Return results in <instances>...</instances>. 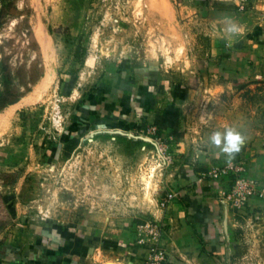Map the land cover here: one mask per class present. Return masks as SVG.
Masks as SVG:
<instances>
[{
	"label": "rangeland",
	"instance_id": "1",
	"mask_svg": "<svg viewBox=\"0 0 264 264\" xmlns=\"http://www.w3.org/2000/svg\"><path fill=\"white\" fill-rule=\"evenodd\" d=\"M239 1L0 0V96L4 87L21 95L0 109V220L10 215L0 241L33 226H72L97 206L121 219L144 207L123 224L133 232L162 219L151 209L169 191L172 139L143 120L128 128L137 118L115 114L121 105L107 94L116 83L135 85L136 71L151 80L152 91L142 86V93H157L164 108L184 105L189 121L223 116L214 109L229 103L232 121L264 127L263 89L205 99L204 89L215 84L209 43L218 37L207 23L226 32L227 19L242 22L249 7ZM229 162L243 161L223 165ZM139 194L145 204L126 206ZM255 199L245 209L225 203L220 233L201 264H264V204L253 208Z\"/></svg>",
	"mask_w": 264,
	"mask_h": 264
},
{
	"label": "crops",
	"instance_id": "2",
	"mask_svg": "<svg viewBox=\"0 0 264 264\" xmlns=\"http://www.w3.org/2000/svg\"><path fill=\"white\" fill-rule=\"evenodd\" d=\"M246 1L249 10L241 12L239 18L244 17L242 22L236 20L242 26L239 34L230 36L218 30L211 20L207 23L210 31L216 32L218 37L209 43V65L215 84L204 89L208 92L206 101L214 93L220 96L233 92L234 97H240L264 90V0ZM142 74L136 71L135 85L126 86V82H122L118 86L116 83L107 88V94L116 98L115 107L121 105L114 111L115 114L130 111L132 117L137 118V121H128V128L143 120L159 126L171 137L173 163L165 180L168 190L175 191L178 196L169 204L166 213L160 208L151 211L158 219L163 218L165 223L161 244L168 255L167 264H201V258L214 248L215 237L218 238L224 222L221 216L224 207L215 201L206 184L197 180L211 167L237 159L245 163L250 177L264 179V127L256 128L247 121H232L227 113L231 109L229 103L214 109L217 113H225L223 116L212 114L210 120L189 121L190 117L186 116L190 111L184 105L171 107L169 104L164 108L156 92L155 95L142 93L143 87H147L149 92L153 89L149 85L150 77L142 80ZM181 93L179 101L184 100ZM170 98L173 102V96ZM239 101H242L241 98ZM118 124L116 122V126ZM229 127L244 137L240 150L232 156L211 142L214 131ZM142 200L140 194L133 195L126 206L145 204L144 196ZM263 204L264 197L258 198L253 201L252 207ZM124 205H121L122 208ZM95 208L99 209L98 206ZM143 208L135 211L129 208V217L125 219L95 209L85 211L73 221L72 226L60 225L58 229L33 226L31 231L24 228L21 235L10 236L14 239H1L0 264H145L146 254L142 247L135 245L133 230L123 226L132 220L133 215L144 212Z\"/></svg>",
	"mask_w": 264,
	"mask_h": 264
},
{
	"label": "built area",
	"instance_id": "3",
	"mask_svg": "<svg viewBox=\"0 0 264 264\" xmlns=\"http://www.w3.org/2000/svg\"><path fill=\"white\" fill-rule=\"evenodd\" d=\"M151 133L156 127H150ZM160 142V140H159ZM163 150V148H162ZM243 162H229L226 165L211 167L200 175L197 181L204 182L209 191L213 192L214 199L219 205L225 203L245 209L257 197H264V186L255 179L248 177ZM175 191H168L159 199V208L167 210L171 202L177 199ZM165 223L160 220H146L136 226L134 243L144 249L145 264H167L168 255L162 248Z\"/></svg>",
	"mask_w": 264,
	"mask_h": 264
},
{
	"label": "clouds",
	"instance_id": "4",
	"mask_svg": "<svg viewBox=\"0 0 264 264\" xmlns=\"http://www.w3.org/2000/svg\"><path fill=\"white\" fill-rule=\"evenodd\" d=\"M225 31L230 36L236 35L242 31V26L234 20L227 19ZM211 142L220 146L222 152L228 156H232L240 150L244 143V137L239 131L229 127L222 131H214L211 136Z\"/></svg>",
	"mask_w": 264,
	"mask_h": 264
},
{
	"label": "trees",
	"instance_id": "5",
	"mask_svg": "<svg viewBox=\"0 0 264 264\" xmlns=\"http://www.w3.org/2000/svg\"><path fill=\"white\" fill-rule=\"evenodd\" d=\"M20 71L23 72V70H21V69H20ZM20 71H17V77L19 79V82L21 83V85L27 86V83L25 82V76H23V74H25V71L23 72L22 75H21ZM36 81H37V77H33L32 75H30V83L34 84V83H36ZM25 89H27V87H25ZM20 97H21L20 94H15L8 87H4V91L0 96V109H2L7 104L15 103ZM4 217L7 218V220H5L4 218H1V220H0V231L10 221V215H9L7 210L5 211Z\"/></svg>",
	"mask_w": 264,
	"mask_h": 264
}]
</instances>
